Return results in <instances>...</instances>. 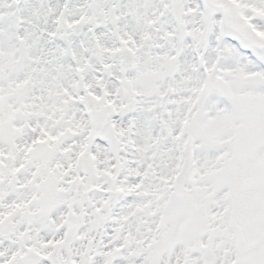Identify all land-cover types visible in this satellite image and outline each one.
I'll list each match as a JSON object with an SVG mask.
<instances>
[{
    "label": "snow or ice",
    "instance_id": "snow-or-ice-1",
    "mask_svg": "<svg viewBox=\"0 0 264 264\" xmlns=\"http://www.w3.org/2000/svg\"><path fill=\"white\" fill-rule=\"evenodd\" d=\"M0 264H264V0H0Z\"/></svg>",
    "mask_w": 264,
    "mask_h": 264
}]
</instances>
